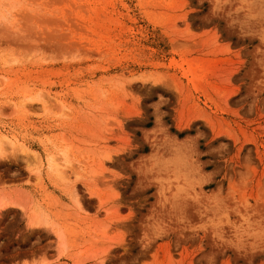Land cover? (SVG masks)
Returning <instances> with one entry per match:
<instances>
[{"label":"rangeland","instance_id":"374dc122","mask_svg":"<svg viewBox=\"0 0 264 264\" xmlns=\"http://www.w3.org/2000/svg\"><path fill=\"white\" fill-rule=\"evenodd\" d=\"M0 146V264H264V0H0Z\"/></svg>","mask_w":264,"mask_h":264},{"label":"bare ground","instance_id":"6f19581e","mask_svg":"<svg viewBox=\"0 0 264 264\" xmlns=\"http://www.w3.org/2000/svg\"><path fill=\"white\" fill-rule=\"evenodd\" d=\"M0 151H2V147L0 146ZM52 165H53V163H52ZM61 237V236H60Z\"/></svg>","mask_w":264,"mask_h":264}]
</instances>
